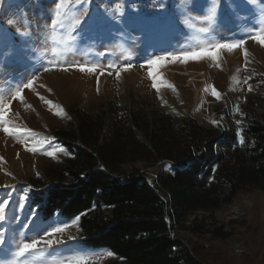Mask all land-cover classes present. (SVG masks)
Masks as SVG:
<instances>
[{
  "label": "rangeland",
  "instance_id": "374dc122",
  "mask_svg": "<svg viewBox=\"0 0 264 264\" xmlns=\"http://www.w3.org/2000/svg\"><path fill=\"white\" fill-rule=\"evenodd\" d=\"M71 9L53 29L55 0H0V98L7 100L18 84L37 77L5 113L15 134L0 126V203L8 201L0 221L5 236L0 264H12L22 239H37L64 224L68 227L57 238L66 244L35 254V264L68 255H85L88 264L113 260L107 251L81 244L76 220L43 221L31 207L29 180L67 156L52 132L71 119L70 106L96 115L108 103L133 105L146 117L158 112L190 117L204 127L232 126L239 144L247 115L264 123V46L250 38L264 28V0H90L80 6L72 0ZM83 9L88 14L76 28ZM238 39L245 40L244 47L218 50L216 61L206 54L186 62L157 61L151 69L155 81L149 75L147 61L156 56ZM92 63L132 67L119 76L118 69L44 71L49 64ZM34 146L36 151H30ZM137 167L151 183L167 164ZM216 230L228 236L216 238ZM173 236L213 264H264V191L251 189L212 214L190 215Z\"/></svg>",
  "mask_w": 264,
  "mask_h": 264
},
{
  "label": "trees",
  "instance_id": "16d2710c",
  "mask_svg": "<svg viewBox=\"0 0 264 264\" xmlns=\"http://www.w3.org/2000/svg\"><path fill=\"white\" fill-rule=\"evenodd\" d=\"M68 113L52 132L67 156L29 180L31 207L43 221L76 220L84 247L112 253L107 264H213L175 238L176 228L251 189L264 191V123L250 115L239 144L232 126L146 117L133 105L108 103L96 115L73 105ZM159 163L167 167L151 183L137 167Z\"/></svg>",
  "mask_w": 264,
  "mask_h": 264
},
{
  "label": "snow or ice",
  "instance_id": "6c2138e0",
  "mask_svg": "<svg viewBox=\"0 0 264 264\" xmlns=\"http://www.w3.org/2000/svg\"><path fill=\"white\" fill-rule=\"evenodd\" d=\"M78 6L84 5L90 2V0H75ZM72 0H55V12L54 18L51 19L50 23L53 29L57 27L58 24H62V17L67 16L68 11H71ZM79 10V9H78ZM122 9L118 5L117 12H121ZM87 9H83L80 11V16L74 22V27L79 28L82 27L81 21L84 16L87 15ZM115 19V17H110ZM106 22V21H105ZM87 23V21H84ZM257 44L264 46V28L256 31L251 37ZM0 43H2V36H0ZM245 45V40L238 39L233 40L230 43H213L210 45H206L204 47L198 49H192L191 51H181V52H168L166 56H156L155 59H149L147 61V66L149 68V75L155 81V76L152 74V67L156 64L157 61L171 59L172 61L186 62L189 59H202L206 58L216 61L219 56L218 50L227 49L231 51L234 48H243ZM245 56H247V51L245 50ZM132 67L130 63H126L124 65H117L115 63H108L107 65H99L96 63L92 64H68V65H54L49 64L48 67L44 68V71L52 70V68H58L62 71H67L70 68H75L80 72H97L100 71L103 74L105 69H118L117 76H119V71H127ZM144 67V65H141ZM111 74V73H109ZM37 79L36 76H32L27 80L26 83L18 84L13 91H11L10 97L5 100L0 98V126L3 127V131L10 135L15 134L16 129H12L10 132V121L6 119L5 113L8 112L10 105L16 101L17 99H22V91L24 89H32L34 86V82ZM97 82L99 83V76L97 77ZM153 88H157V84L154 82L152 85ZM214 95H218V93L213 91ZM239 135V133H238ZM30 151H36V147L34 146ZM8 201L5 200L0 203V221L5 219L6 207ZM27 227V225H25ZM68 225L64 224L57 227H51L50 230L44 231L43 235H40L37 239H22L15 247L13 252V261L12 264H35V261L32 257L39 253L41 256L52 249L54 245H63L66 244V241H63L58 237V234H63ZM69 239H76L75 237H69ZM5 242V236L3 233H0V245H3ZM109 256L112 255L111 252L108 253ZM89 257L85 255H68L63 259H54L51 261L41 260L40 264H88Z\"/></svg>",
  "mask_w": 264,
  "mask_h": 264
},
{
  "label": "bare ground",
  "instance_id": "6f19581e",
  "mask_svg": "<svg viewBox=\"0 0 264 264\" xmlns=\"http://www.w3.org/2000/svg\"><path fill=\"white\" fill-rule=\"evenodd\" d=\"M0 233H3V232L0 231ZM3 234H4V233H3Z\"/></svg>",
  "mask_w": 264,
  "mask_h": 264
}]
</instances>
